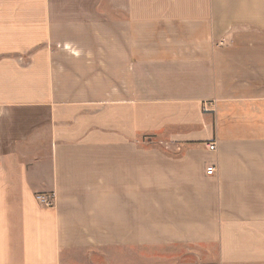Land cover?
<instances>
[{
    "label": "crops",
    "instance_id": "obj_1",
    "mask_svg": "<svg viewBox=\"0 0 264 264\" xmlns=\"http://www.w3.org/2000/svg\"><path fill=\"white\" fill-rule=\"evenodd\" d=\"M0 264H264V0H0Z\"/></svg>",
    "mask_w": 264,
    "mask_h": 264
},
{
    "label": "built area",
    "instance_id": "obj_2",
    "mask_svg": "<svg viewBox=\"0 0 264 264\" xmlns=\"http://www.w3.org/2000/svg\"><path fill=\"white\" fill-rule=\"evenodd\" d=\"M208 148L211 151H214V149H215L214 145H209ZM214 172H215L214 167H210V168L207 169L206 174L210 176V175H213ZM36 201L39 204H41L42 206H44V207H48L49 208V207L53 206V201L51 199H49V198H46L43 195H37L36 196Z\"/></svg>",
    "mask_w": 264,
    "mask_h": 264
}]
</instances>
